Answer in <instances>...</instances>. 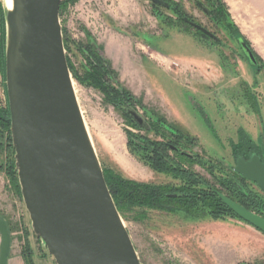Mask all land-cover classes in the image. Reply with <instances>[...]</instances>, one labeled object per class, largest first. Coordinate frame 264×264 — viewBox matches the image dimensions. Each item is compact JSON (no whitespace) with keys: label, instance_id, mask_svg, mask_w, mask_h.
Segmentation results:
<instances>
[{"label":"rangeland","instance_id":"rangeland-1","mask_svg":"<svg viewBox=\"0 0 264 264\" xmlns=\"http://www.w3.org/2000/svg\"><path fill=\"white\" fill-rule=\"evenodd\" d=\"M166 1L167 7L146 0H77L61 13L68 60L83 79L72 73L75 90L102 167L139 182L184 186L175 174L152 172L129 148L128 132L162 139L150 130L156 115L195 141L181 145L204 163L187 165L190 171L221 192L228 193L219 180H233L264 200L255 185L240 184L232 170L243 138L257 145L264 128V5L259 16L248 0ZM0 6L5 23L4 0ZM188 22L208 29L221 43L203 39ZM240 39L259 67L250 65ZM83 47H92L105 60L103 48L110 50L108 62L117 78L111 87L118 83L130 91L136 97L132 103L110 90L112 101L87 79L90 65ZM1 53L0 109L7 115ZM126 109L136 111L145 127ZM161 132L177 140L167 130ZM17 175L11 129L0 123V214L25 246L30 236L32 251L44 256L38 264H55L33 233ZM120 213L142 264H264V234L229 213L211 216L208 209L193 213L134 205L123 206Z\"/></svg>","mask_w":264,"mask_h":264},{"label":"water","instance_id":"water-1","mask_svg":"<svg viewBox=\"0 0 264 264\" xmlns=\"http://www.w3.org/2000/svg\"><path fill=\"white\" fill-rule=\"evenodd\" d=\"M167 7L164 0H146ZM62 0H12L5 7V86L16 169L33 233L55 264H142L105 179L69 67ZM202 33L215 38L203 27ZM256 66L251 48L240 39ZM137 124L144 119L125 110ZM2 110L0 109V115ZM235 172L264 187L257 158ZM224 203L264 234V218L226 196ZM0 264H8L12 234L0 216Z\"/></svg>","mask_w":264,"mask_h":264},{"label":"trees","instance_id":"trees-1","mask_svg":"<svg viewBox=\"0 0 264 264\" xmlns=\"http://www.w3.org/2000/svg\"><path fill=\"white\" fill-rule=\"evenodd\" d=\"M77 0H63L61 3V9L60 14L64 12V10L72 4H75ZM65 47H67V42H65ZM5 23L2 15V8L0 6V52L1 53V59L5 62ZM85 53L87 54V59L89 61L90 68L88 70L87 79L99 90H101L104 93H107L109 98H111L112 101H115V99L110 94V90H113L116 94L115 97H122L126 99L127 102L132 103L136 97L128 91L126 88L120 86L117 83V88L111 87L112 86V80L116 82V74L113 71L111 65L107 60L104 59V57L100 54V52L93 50L92 47L81 48ZM254 54V53H253ZM256 57V56H255ZM257 59V58H256ZM69 62V67L71 69V72L73 73L74 77L83 81V79L80 78L78 75V71L73 67V65ZM86 81V80H85ZM87 82V81H86ZM154 120H157L155 122H152L151 124V131H154V133L157 136L162 137L165 141H170L172 144L180 146L183 141L186 143L193 142V138L179 128L174 127L173 125H170L168 121L163 117L158 116H152ZM9 119V111H7V115H5L2 111L0 115V123L5 126L7 129H11V125L8 122ZM134 124V122H133ZM161 130L168 131L171 133V135L174 138H177V140H170L166 137L165 134H162ZM133 132H128V142H129V148L133 153L138 154L140 157V160L144 162L147 166L154 169L158 172H167L170 174L177 175V178L183 180L185 188L186 186L192 187L196 184V176L191 173H183L181 170V167L177 163L174 162L175 160L170 156L169 154V147L165 142L162 141H155L150 140L146 137H137L134 135ZM137 138H140V140H136ZM195 142V141H194ZM136 143V145H135ZM179 143V144H177ZM185 160V159H182ZM188 163H192L189 160H187ZM105 179L108 184V187L111 191V194L113 196V199L117 205V208L120 212V209L123 206L126 205H134V206H140V207H150L153 209H160L165 210L168 207H175L176 205H173L175 203H183V201H186L184 199H169L167 197V194L173 193L176 191H181V188H176L169 185H154L150 183H142L137 182L135 180H131L128 178H125L120 173L115 172L114 170L110 169L107 171H104ZM14 172V176H15ZM18 176V175H17ZM16 176V187L20 189V185L18 182V177ZM194 182V183H193ZM221 186H223L224 189L229 190V187L234 188V192H239L237 186H235L230 181H222ZM193 183V184H192ZM234 185V186H233ZM220 191V190H219ZM221 192V191H220ZM252 194V202L253 205L259 206L262 204L261 197L258 195ZM243 195V194H242ZM215 200H213L212 205H210L207 201V199H201L199 202L195 205H178V207L186 208L187 211H192L193 213H198L200 210H207L210 208L213 212L214 216H218L221 212H226L229 214L231 210L222 208L221 206L224 205L222 200L219 197H215ZM196 202V201H194ZM257 208L251 209L252 211H256L259 213V211L256 210ZM1 216V215H0ZM3 219H5L3 216H1ZM10 229V228H9ZM25 257L28 264H33L32 261V255L30 253L25 252Z\"/></svg>","mask_w":264,"mask_h":264},{"label":"flooded vegetation","instance_id":"flooded-vegetation-1","mask_svg":"<svg viewBox=\"0 0 264 264\" xmlns=\"http://www.w3.org/2000/svg\"><path fill=\"white\" fill-rule=\"evenodd\" d=\"M164 1L168 4V1H166V0H164ZM188 23H189V26L191 28H193L194 30H196L198 33H200L202 35L203 39H210V40H212V41H214L215 43H218V44L221 43L220 39L214 33L209 31L208 29H206L203 26H201L204 29H206L208 32L213 34L215 36V38H212V37L202 33L197 28H195L194 25H193L195 23H193V22H188ZM247 60H248V62L250 63V65L252 67H254V68L259 67L258 60H257L258 64L256 66H254L250 62V60L248 58H247ZM145 125H146V123H145ZM259 140H260L259 144L257 143V145H255V144L253 145V143L251 142V139L243 138V146H242V148L239 149L237 151V153H235V156H234L235 166H234V168L232 170L239 177L240 184H243V183L253 184L264 195V187H259L257 184L247 180L244 176H242L241 174L235 172V168L237 167L238 160H242L243 162L247 163V162H251V160H253L254 158H257L259 160V162L263 165V168H264V128H262V135H261ZM155 141H162V142H165L168 145L169 153L173 154L172 158L175 160L174 162H179L180 163V165H179L181 167L180 171H182L185 174L186 173L194 174L196 176V178H197L196 179V184L193 185L192 187L186 186L185 188H183V186H182L181 191L179 190V191L167 194V197L169 199H172V200L179 199V197H180V199L186 200V201H183V203H175V204H173V205H176L175 207H178V205H195L197 202L201 203V202H199L201 199H207L208 203L210 205H212L213 200H215L214 196L215 197H219L222 200L221 196L223 195V196H226L227 198H229L230 200H232L233 202H235V203L241 205L242 207L246 208L250 212L255 213V214H257V215H259V216L264 218V200L261 197L262 204L259 205V206L253 205V202L251 200L252 199L251 192H253L254 194H256V193L250 189V186H247V185L243 184L244 188H242L241 185H236V183L233 180H229L231 183H233L235 186H237L239 192H234V188H232V187H229V190H227L228 193L220 192L218 190V188L214 187V185L208 184V182H205L199 175H196V173H193L192 171H190L187 168V165L190 164V163L187 162V160L192 162L191 165L194 164V165H199V166H202V167H204V163L202 162V159H200L199 157L193 156L192 154H189L185 150H183L182 146H181L183 143H181V145L178 146V145L172 144L169 140L165 141L164 139H161V140H155ZM182 159H185V160H182ZM150 169L154 173L157 172V171H155L152 168H150ZM131 180H133V179H131ZM215 180H216V182H218V178L216 176H215ZM137 182H139V181H137ZM142 183H145V182H142ZM219 183L221 185L220 180H219ZM150 184H154V185H158V186L159 185H165V184H155V183H150ZM221 187L223 188V186H221ZM176 188H181V186H176ZM194 201H196V202H194ZM222 202L224 203L223 200H222ZM221 207L231 210L225 203ZM254 207L255 208H257V207L260 208L261 209V211H260L261 213L260 212L257 213L256 211H252L251 209H253ZM208 210L212 211V210H210V208ZM230 213H232L231 215L233 217H235L236 219H238L239 221L244 222L232 210L230 211ZM208 215L214 216L213 212H211Z\"/></svg>","mask_w":264,"mask_h":264},{"label":"crops","instance_id":"crops-1","mask_svg":"<svg viewBox=\"0 0 264 264\" xmlns=\"http://www.w3.org/2000/svg\"><path fill=\"white\" fill-rule=\"evenodd\" d=\"M248 1L252 4V5L250 4L251 7L253 6L259 12V14H260L259 16H263L261 14V9L264 5V0H248ZM109 51L110 50H108V48H106V47L103 48V52H105V56L107 58V61L111 57L109 54ZM28 238H29V240L27 241L28 244L25 246V244H23L18 239V237H16L14 234L12 235V244H11V250H10L8 264H28L26 257H25V251H26V249H29L31 251L34 250L33 243L31 241L30 236ZM1 245H2V238L0 235V251H1ZM32 252H30V253L32 254L33 264H38V262L41 261L40 258H43L44 256L39 258L38 254L36 252H33V253Z\"/></svg>","mask_w":264,"mask_h":264},{"label":"bare ground","instance_id":"bare-ground-1","mask_svg":"<svg viewBox=\"0 0 264 264\" xmlns=\"http://www.w3.org/2000/svg\"><path fill=\"white\" fill-rule=\"evenodd\" d=\"M6 8H11L12 7V0H4Z\"/></svg>","mask_w":264,"mask_h":264}]
</instances>
